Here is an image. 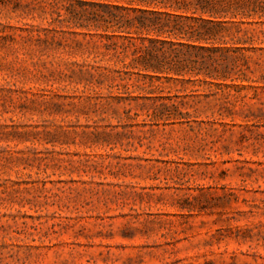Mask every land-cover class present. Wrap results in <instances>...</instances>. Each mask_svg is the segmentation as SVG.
<instances>
[{
  "label": "rangeland",
  "instance_id": "374dc122",
  "mask_svg": "<svg viewBox=\"0 0 264 264\" xmlns=\"http://www.w3.org/2000/svg\"><path fill=\"white\" fill-rule=\"evenodd\" d=\"M52 2L0 0V264H264V67L92 81Z\"/></svg>",
  "mask_w": 264,
  "mask_h": 264
},
{
  "label": "trees",
  "instance_id": "16d2710c",
  "mask_svg": "<svg viewBox=\"0 0 264 264\" xmlns=\"http://www.w3.org/2000/svg\"><path fill=\"white\" fill-rule=\"evenodd\" d=\"M49 5L67 12V24L80 34L98 38L100 52L87 55L93 57L84 65L92 81L97 73L119 84L136 75L221 86L227 80L249 82L247 72L264 67V0H53ZM159 98L161 110L151 113L153 118L167 122L187 115L179 111L181 104Z\"/></svg>",
  "mask_w": 264,
  "mask_h": 264
}]
</instances>
